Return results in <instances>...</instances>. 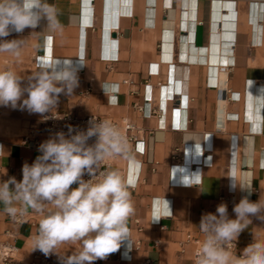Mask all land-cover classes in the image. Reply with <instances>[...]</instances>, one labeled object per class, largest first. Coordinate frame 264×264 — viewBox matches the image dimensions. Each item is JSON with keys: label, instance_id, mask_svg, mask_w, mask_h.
I'll return each mask as SVG.
<instances>
[{"label": "crops", "instance_id": "obj_1", "mask_svg": "<svg viewBox=\"0 0 264 264\" xmlns=\"http://www.w3.org/2000/svg\"><path fill=\"white\" fill-rule=\"evenodd\" d=\"M49 3L61 13L63 34L31 36L45 30L46 20L13 32L3 39L28 41L18 59L0 53V68L27 77L43 62L71 60L79 85L60 94L59 110L126 119L144 135L143 152L116 157L112 167H123L133 186L129 240L93 264H193L204 238L202 215L223 202L235 219L234 204L249 195L230 190V176L252 186L251 201L264 193V0ZM37 119L0 106V182L21 181L23 164L40 155L23 143L22 132ZM3 207L0 240L13 247L10 264H28L42 217L29 209L15 222ZM252 231L264 238V221L252 217L236 252L253 242ZM79 247L64 243L49 256L65 264Z\"/></svg>", "mask_w": 264, "mask_h": 264}, {"label": "clouds", "instance_id": "obj_2", "mask_svg": "<svg viewBox=\"0 0 264 264\" xmlns=\"http://www.w3.org/2000/svg\"><path fill=\"white\" fill-rule=\"evenodd\" d=\"M60 14L49 0H0V53L18 59L28 39L3 38L13 32L23 33L26 28L35 30L42 20L47 21L45 30L33 31L31 36L62 35ZM77 73L71 60L43 62L27 77L10 66L0 68V106L43 116L55 109L61 93L71 95L78 87ZM89 125L87 130L69 126L67 136L56 132L41 142L40 155L32 164H23L21 181L10 177L0 182V204L5 214L15 219L30 209L42 217L32 237L33 249L46 256L59 255L57 249L64 243L80 245L71 262L62 258L65 264H93L106 259L130 237L128 222L134 205L128 182L117 169L100 170L105 161L128 153L127 139L109 120L94 118ZM92 137L96 141L89 145ZM86 174L90 177L87 180ZM230 177V190L239 187L249 195L234 204L235 219L229 218L223 202L217 205L216 213L202 215L199 229L204 238L195 252L194 264H264V238L254 231L253 242L236 254V242L252 225V217L264 221V193L253 202L249 199L252 186Z\"/></svg>", "mask_w": 264, "mask_h": 264}, {"label": "built area", "instance_id": "obj_3", "mask_svg": "<svg viewBox=\"0 0 264 264\" xmlns=\"http://www.w3.org/2000/svg\"><path fill=\"white\" fill-rule=\"evenodd\" d=\"M158 85H160V83H158ZM137 109L143 115H149L150 113L149 110L147 111L144 110V106H137ZM94 118L97 120L99 119L109 120L121 129L129 145L128 153L135 151L143 152L144 135L142 130L136 127L131 122L127 121L126 119H121L119 121H116L95 114L79 115L70 112H62L59 110L58 104L53 111L45 113L43 116L39 115L37 121L29 127L27 133L23 136V143L26 144L31 149L38 150V146L41 144V142L49 139L50 136L54 135L56 132L63 131L67 136L69 126H72L73 128L79 130H87V128L90 126L89 122ZM95 141H96V137H92L88 141V144L89 145L94 144ZM113 162H114V158L105 161L104 164L101 166L100 170L103 171L106 168L112 169L114 165ZM114 169L119 170L127 181L126 171L123 167H116V168L114 167ZM89 178L90 177L87 174L84 176V179L86 180ZM128 186L129 189L133 188V186L129 183ZM8 218L15 222H21L25 220V215L17 216V218L15 219L9 216ZM199 246L200 243H197L195 245L192 255L193 264L195 261V252ZM240 253L241 252L238 251L236 252L237 255H240ZM13 260H14L13 247L6 240H0V264H10L13 262ZM28 264H62V262L57 258L51 257L49 255L46 256L40 250H36L32 254Z\"/></svg>", "mask_w": 264, "mask_h": 264}, {"label": "rangeland", "instance_id": "obj_4", "mask_svg": "<svg viewBox=\"0 0 264 264\" xmlns=\"http://www.w3.org/2000/svg\"><path fill=\"white\" fill-rule=\"evenodd\" d=\"M32 115H33L34 117L38 118L40 114L32 113ZM28 126H29V125L25 126V127L23 128L22 132L27 133V131H28L29 127H30V126H29V127H28Z\"/></svg>", "mask_w": 264, "mask_h": 264}]
</instances>
